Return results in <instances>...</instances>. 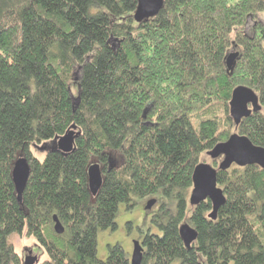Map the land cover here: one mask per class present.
<instances>
[{
  "label": "trees",
  "instance_id": "16d2710c",
  "mask_svg": "<svg viewBox=\"0 0 264 264\" xmlns=\"http://www.w3.org/2000/svg\"><path fill=\"white\" fill-rule=\"evenodd\" d=\"M136 5L0 0V264H23V233L42 250L36 264H130L119 243L97 258V233L116 228L120 203L159 190L151 223L161 234L141 238L140 264H264V169L217 171L226 201L214 220L208 199L188 200L195 166L233 131L264 148V0H162L141 23ZM242 85L261 110L235 126L230 97ZM72 125L71 152L53 148ZM19 156L29 164L21 201L11 175ZM183 222L197 232L189 249Z\"/></svg>",
  "mask_w": 264,
  "mask_h": 264
},
{
  "label": "water",
  "instance_id": "95a60500",
  "mask_svg": "<svg viewBox=\"0 0 264 264\" xmlns=\"http://www.w3.org/2000/svg\"><path fill=\"white\" fill-rule=\"evenodd\" d=\"M136 9L132 15L137 23L151 18L156 15L162 9V0H137ZM264 33V32H263ZM264 43V37H263ZM238 57V52H230L226 58V67L228 71L233 70L235 59ZM229 103L230 118L234 122L235 126L241 123V120L248 117L251 113L258 112L261 109L259 99H257L256 93L242 85L237 86L231 93ZM79 101V97L74 98V103ZM78 136V132H75L74 126L70 127L65 134L52 140L53 148L64 153L71 152L73 148L74 138ZM40 150H47V144L39 147ZM207 155L211 160H218L217 168L211 166L208 163L202 162L195 166L192 173V190L189 195V204L191 207L200 204L205 200L211 202L212 211L208 214V217L212 220L216 218L217 211L222 205L225 204L226 198H224L223 190L217 186V171H224L230 168L232 165H238L245 167L246 165H258L264 169V148L258 145H254L245 135L242 136L238 132L233 133L221 143H217L212 150L207 152ZM12 168V181L15 186L16 197L18 201L22 200V192L26 187V182L29 176V164L25 157L19 156L13 163ZM88 182L89 190L92 195H95L99 187L101 186L102 171L97 163L93 162L88 169ZM155 203L154 200H150L146 206L149 210ZM54 227L58 233L63 232V228L60 226L57 217L54 216ZM178 233L182 242L186 248H190L195 239L197 238V232L187 222H183L179 226ZM143 245L138 240L133 241V250L130 255V264H140L143 258ZM23 264H36L37 257L31 255V251L28 255L23 257Z\"/></svg>",
  "mask_w": 264,
  "mask_h": 264
},
{
  "label": "rangeland",
  "instance_id": "374dc122",
  "mask_svg": "<svg viewBox=\"0 0 264 264\" xmlns=\"http://www.w3.org/2000/svg\"><path fill=\"white\" fill-rule=\"evenodd\" d=\"M262 16L264 18V12ZM39 156H42V154H39ZM203 162L212 165L209 156L205 157ZM163 198V194L159 190V192L149 195V197L134 198V205L131 208H127L125 203H120L115 217L116 228L114 230L107 228V230H100L97 233V258L103 261L106 260L108 246L118 243L129 257L133 250V241L140 240L147 232L161 234L157 227L151 223V216L155 213ZM150 200H154L155 203L147 210L146 206ZM15 240V249L20 255L23 253L28 255V252L31 251V255L37 256L42 251L36 239L32 236L27 237L25 233L17 236ZM44 258H46L45 253L39 256V260ZM173 264H176V262Z\"/></svg>",
  "mask_w": 264,
  "mask_h": 264
},
{
  "label": "flooded vegetation",
  "instance_id": "af4514ba",
  "mask_svg": "<svg viewBox=\"0 0 264 264\" xmlns=\"http://www.w3.org/2000/svg\"><path fill=\"white\" fill-rule=\"evenodd\" d=\"M149 209H150V208H149ZM138 241H139V243H141V244H142V240H141V239H140V240H138ZM25 256H27V254H26V253H23V254H22V257H25ZM128 258H129V261H130V258H131V257L129 256Z\"/></svg>",
  "mask_w": 264,
  "mask_h": 264
}]
</instances>
